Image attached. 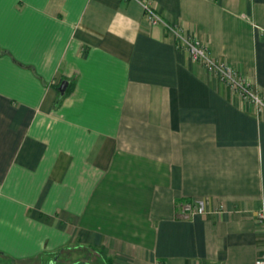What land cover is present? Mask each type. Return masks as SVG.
<instances>
[{
    "label": "crops",
    "instance_id": "1",
    "mask_svg": "<svg viewBox=\"0 0 264 264\" xmlns=\"http://www.w3.org/2000/svg\"><path fill=\"white\" fill-rule=\"evenodd\" d=\"M148 1L264 101V0ZM177 45L138 0H0V264L264 254V109Z\"/></svg>",
    "mask_w": 264,
    "mask_h": 264
},
{
    "label": "built area",
    "instance_id": "2",
    "mask_svg": "<svg viewBox=\"0 0 264 264\" xmlns=\"http://www.w3.org/2000/svg\"><path fill=\"white\" fill-rule=\"evenodd\" d=\"M138 1L143 9L145 21L149 25H161L170 31L178 40L177 46L179 48L188 51L195 61L200 63L219 81L231 88L242 99L249 101L257 110L264 109L263 99L254 91L251 87V83L247 81L239 69L213 57L205 42L183 35L179 28L169 25L158 13L155 12L148 0ZM180 207L184 218L204 212L203 205L193 201L181 202ZM255 220L264 228V207L257 210ZM254 264H264V254L257 257Z\"/></svg>",
    "mask_w": 264,
    "mask_h": 264
},
{
    "label": "water",
    "instance_id": "3",
    "mask_svg": "<svg viewBox=\"0 0 264 264\" xmlns=\"http://www.w3.org/2000/svg\"><path fill=\"white\" fill-rule=\"evenodd\" d=\"M65 89H66V81L63 80L61 84L59 85V87L57 88V90L60 93V95H63L65 93ZM55 262L56 260H53V261H50L48 264H57Z\"/></svg>",
    "mask_w": 264,
    "mask_h": 264
},
{
    "label": "rangeland",
    "instance_id": "4",
    "mask_svg": "<svg viewBox=\"0 0 264 264\" xmlns=\"http://www.w3.org/2000/svg\"><path fill=\"white\" fill-rule=\"evenodd\" d=\"M87 256V255H86ZM93 257V256H92ZM93 259L91 258L90 260H85L86 262H88V264H100L98 263V260L97 261H92Z\"/></svg>",
    "mask_w": 264,
    "mask_h": 264
},
{
    "label": "trees",
    "instance_id": "5",
    "mask_svg": "<svg viewBox=\"0 0 264 264\" xmlns=\"http://www.w3.org/2000/svg\"><path fill=\"white\" fill-rule=\"evenodd\" d=\"M62 252H63V251H62V250H60L58 255H60V253H62ZM56 256H57V255H55L54 257H56Z\"/></svg>",
    "mask_w": 264,
    "mask_h": 264
}]
</instances>
